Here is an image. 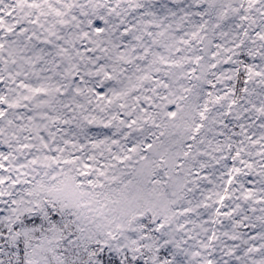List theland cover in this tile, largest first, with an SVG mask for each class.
Instances as JSON below:
<instances>
[{
    "label": "snow or ice",
    "instance_id": "6c2138e0",
    "mask_svg": "<svg viewBox=\"0 0 264 264\" xmlns=\"http://www.w3.org/2000/svg\"><path fill=\"white\" fill-rule=\"evenodd\" d=\"M0 264H264V0H0Z\"/></svg>",
    "mask_w": 264,
    "mask_h": 264
}]
</instances>
